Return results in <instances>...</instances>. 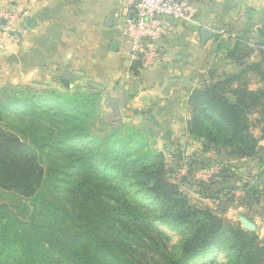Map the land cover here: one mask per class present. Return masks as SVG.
Returning a JSON list of instances; mask_svg holds the SVG:
<instances>
[{
  "label": "trees",
  "instance_id": "16d2710c",
  "mask_svg": "<svg viewBox=\"0 0 264 264\" xmlns=\"http://www.w3.org/2000/svg\"><path fill=\"white\" fill-rule=\"evenodd\" d=\"M214 43L218 61L232 67L219 71V62L211 64L206 80L189 95L187 119L201 155L216 150L228 157L198 185L199 194L212 201L232 194L241 180L237 169L264 171V22L256 26L251 15L239 32L226 38L216 34ZM256 48L260 57L252 60ZM91 99L53 89L38 94L0 88V191L20 200L0 198V264H264L258 234L192 204L168 178L161 152L133 154L138 142L147 141L144 128L112 120L111 134L99 135L96 124L88 127L87 111L98 112ZM11 108L31 116L30 123L2 124ZM76 121L84 126L83 147L59 137ZM125 126L131 132L119 138ZM33 145L47 156L55 152L56 159L43 167ZM181 156L173 165H180ZM186 164L193 171L194 165ZM253 194L259 206L264 191L258 198ZM149 217L177 231L178 240L165 242L166 234L149 227L146 234L143 223ZM219 253L221 262L214 259Z\"/></svg>",
  "mask_w": 264,
  "mask_h": 264
},
{
  "label": "crops",
  "instance_id": "0c3cea01",
  "mask_svg": "<svg viewBox=\"0 0 264 264\" xmlns=\"http://www.w3.org/2000/svg\"><path fill=\"white\" fill-rule=\"evenodd\" d=\"M14 1L0 0V8ZM261 11L264 0H206L199 16L207 27L224 30L226 38ZM120 14L121 0H38L17 28L0 38V88L45 87L92 98L111 120L157 130L164 145L159 151L172 161L199 151L201 144L187 130L188 98L207 78L216 35L203 43L200 27L174 21L175 33L159 42L160 59L142 69L118 27ZM111 100L117 101L118 115Z\"/></svg>",
  "mask_w": 264,
  "mask_h": 264
},
{
  "label": "rangeland",
  "instance_id": "374dc122",
  "mask_svg": "<svg viewBox=\"0 0 264 264\" xmlns=\"http://www.w3.org/2000/svg\"><path fill=\"white\" fill-rule=\"evenodd\" d=\"M252 18H253V22L256 23V26H260V23L264 22V12L261 11V13L253 15ZM258 55L259 54L253 52L250 59L256 60L258 58ZM218 60H219V56H215L213 58L212 64L214 62H219L220 63V65L218 66L219 71L229 70L232 67V65L229 64L228 61L223 62V61H218ZM32 90H35L36 92H38V94L40 93L43 94L47 92L49 88L47 89L45 87H39L37 89L33 88ZM41 108H47V107H43V105L41 104ZM41 108L39 111L47 110V109H41ZM37 109L39 108L37 107ZM10 111L11 112L6 111V114L3 116L4 121L2 122V124H7L10 122L18 126H23L24 123L25 124L30 123L32 119L31 116L24 115V113L16 114V112H19V111L16 110V112H14V109L12 108ZM87 112H89L90 114V118L88 120L89 121L88 127L90 126L93 127L94 124H96L95 127L98 128V132L100 131V134L98 133L99 135H102L103 133L111 134L110 126L114 120L112 121L111 118L105 115V112L103 113L97 112L94 108H92V110L91 109L88 110ZM34 119L35 118H33V120ZM72 125L73 124L67 125V127H64L63 129H61L59 137L69 138L68 140L73 141L75 145L83 147L81 135L84 134V126L81 125V123L78 121L75 122L76 126H72ZM114 126H117L116 123L114 124ZM117 127L121 131V128L119 126ZM35 128H36L35 134H37V132H39L40 129L38 126L37 127L34 126V129ZM134 128L140 131L139 128H136V127ZM129 129L130 128H128L127 126L122 127L123 133L117 136L119 138L124 139L125 135L131 132L130 131L131 129L130 130ZM143 133H145L144 139L146 137L147 141L146 142L142 141L141 144L138 142L137 143L138 147L135 148V150H133V154L136 156V154H140L142 152H152L151 150L156 151V152H161L163 154L164 150L163 152L159 151L160 148L164 147V145L162 144V137L160 136L159 132H157V130L155 131L154 128L151 129L150 127L146 126V129L144 128ZM36 143L39 145L42 144L40 137H37ZM144 143L147 144L148 149L142 145ZM50 144H52V142L47 143V146L49 147ZM261 144L264 145V141H262ZM34 146L35 145H33V147ZM45 149H48V148L45 147ZM35 150L37 153L41 154V157L38 158V161L41 163L43 167L48 166L50 163L52 164V161L56 159L55 152L52 153V151H50V154L47 156L45 154V151L41 152V149H39V147L38 149L35 148ZM197 150L198 148L196 149V151ZM196 151L192 150V151L183 152L181 156L182 160L180 161L179 166L173 165V161L170 160L169 158L170 156L168 152H166V154L164 152L165 155L164 154L163 155L166 158L165 160H166V166H167V174H168V178L170 179V181L179 183L180 190L188 196L192 204L198 207H209L215 214H218L226 221L240 223L239 216H245L255 225V229L252 231L256 232L259 238L261 239L262 243H264V194L261 199L262 203L259 204V206L257 204L258 201H255L253 197V195H255L253 194L255 191L257 194L255 197L257 198L259 196L258 194L264 191V171L262 172L260 168L257 169L255 167H253L250 170L246 166L244 168L237 169V172L239 173L238 177H240L241 180L238 183H236L235 185L236 187L232 191V194L227 195L225 198L221 200L212 201V200L207 199L206 197H202L199 194L198 185L203 182L206 183L207 181H209L212 178V175H214L217 171H219L221 164L223 162H228V161H224L225 159L228 160V157L224 156L222 152H219L216 150H210L206 153L203 152L200 158V155H197L196 153L201 152V149L197 152ZM200 159H202L203 162H205L206 164L201 163L199 161ZM65 160L66 158L60 159L61 162H64ZM187 162L192 163L194 165L193 166L194 169H192L193 171L189 172V167H187V164H186ZM231 162L233 163L235 161L231 160L230 163ZM251 187H252V190L250 191V194H249L250 198H249V201L247 202L244 196L246 194V191ZM0 198L5 199L6 201H9L10 203H14V204H17L20 202L18 196H16L15 194L11 192L0 191ZM260 198H261V195H260ZM143 225H144V231L146 232V234H148L147 230L153 228L156 230V232L161 233V234H166L169 237L168 239H166L165 237L159 236L160 238L162 237L165 242L169 241L170 243H174L178 240L179 234L177 233V231L175 232V230L165 225L160 224L159 222L152 219V217L151 218L149 217V219L146 222H144ZM151 235L153 236L152 233ZM155 240L160 242L161 239L158 240L157 238H155ZM214 259L217 262L223 261L224 260L223 254L219 253L218 255H215ZM199 262H202V261H199Z\"/></svg>",
  "mask_w": 264,
  "mask_h": 264
},
{
  "label": "built area",
  "instance_id": "2783aa9c",
  "mask_svg": "<svg viewBox=\"0 0 264 264\" xmlns=\"http://www.w3.org/2000/svg\"><path fill=\"white\" fill-rule=\"evenodd\" d=\"M204 1L121 0V21L118 27L129 44L130 56L140 61L142 69L151 68L161 57L159 42L175 33L174 21L198 27L207 26L197 18L199 7ZM37 2L15 0L0 8V38L11 34ZM213 30L225 36L224 30Z\"/></svg>",
  "mask_w": 264,
  "mask_h": 264
},
{
  "label": "water",
  "instance_id": "95a60500",
  "mask_svg": "<svg viewBox=\"0 0 264 264\" xmlns=\"http://www.w3.org/2000/svg\"><path fill=\"white\" fill-rule=\"evenodd\" d=\"M170 21H172V18H170ZM199 33H200L201 41L203 43H205L209 38L216 35L215 31L207 26H201L199 29ZM108 104L113 109L114 113L118 115L119 112H118L117 101L111 100ZM239 221L241 223L242 228L250 231L255 229V225L245 216H239Z\"/></svg>",
  "mask_w": 264,
  "mask_h": 264
}]
</instances>
